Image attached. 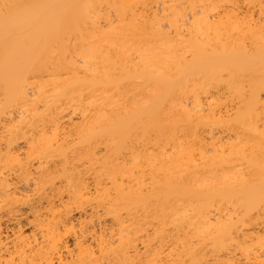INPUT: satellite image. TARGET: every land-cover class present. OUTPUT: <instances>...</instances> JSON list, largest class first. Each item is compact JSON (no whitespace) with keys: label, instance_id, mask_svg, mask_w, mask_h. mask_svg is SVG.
I'll use <instances>...</instances> for the list:
<instances>
[{"label":"bare ground","instance_id":"1","mask_svg":"<svg viewBox=\"0 0 264 264\" xmlns=\"http://www.w3.org/2000/svg\"><path fill=\"white\" fill-rule=\"evenodd\" d=\"M0 264H264V0H0Z\"/></svg>","mask_w":264,"mask_h":264}]
</instances>
